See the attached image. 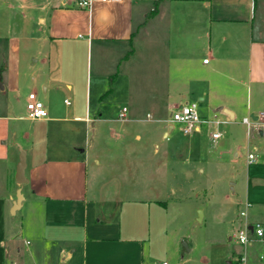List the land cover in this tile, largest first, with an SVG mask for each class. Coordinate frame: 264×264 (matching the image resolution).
I'll return each mask as SVG.
<instances>
[{
  "label": "crops",
  "instance_id": "0c3cea01",
  "mask_svg": "<svg viewBox=\"0 0 264 264\" xmlns=\"http://www.w3.org/2000/svg\"><path fill=\"white\" fill-rule=\"evenodd\" d=\"M30 1L36 16L29 19L40 34L28 58L29 92L20 96L21 62L4 67L7 85L1 87L7 93L0 114V200L11 211L18 193L22 201L11 212L18 215L17 229L3 230L0 249L13 247L5 251L8 264H154L168 219L166 202L148 194L159 182L148 179V144L158 155L172 141L176 129L165 120L189 103H183L188 94L227 124L236 118L244 87L253 84L254 99L264 100V0H106L85 9L70 0H17L18 9ZM163 26L165 37L159 38ZM148 40L167 63L156 79L148 77ZM10 94L24 109L35 94L48 117L9 114ZM107 95L119 98L114 113L103 100ZM245 98L243 119L256 122L261 113ZM12 121L25 124L11 130ZM214 132L203 127L188 136L191 148L182 151L217 146L221 137L212 140ZM256 136L261 138L259 130ZM21 149L27 182L18 185ZM169 152L159 155L167 168ZM258 153V159L264 156ZM108 156L113 168L130 176L106 180L102 172L113 169L100 163Z\"/></svg>",
  "mask_w": 264,
  "mask_h": 264
},
{
  "label": "rangeland",
  "instance_id": "374dc122",
  "mask_svg": "<svg viewBox=\"0 0 264 264\" xmlns=\"http://www.w3.org/2000/svg\"><path fill=\"white\" fill-rule=\"evenodd\" d=\"M5 1L11 3L10 9L5 8ZM25 5L24 10H19L17 0H0V114L5 112L3 104L5 93H7L1 90V87L7 85L5 66L16 63L17 68L21 62L24 69L19 70L17 79L20 96L23 97L24 94L27 96L30 89L28 82L33 71L28 68V58L35 53V38L40 34V30L37 24L29 19L33 15L36 16V11L32 7L33 2L30 1ZM164 30H166L164 26L160 27L159 38L165 37L162 32ZM166 64L164 55L157 54L154 42L148 40V77L154 79L156 75L160 77V74L166 70ZM12 75L15 80L16 71ZM253 94V84L249 85L248 90L246 87L243 88L244 100L235 109L236 118L229 122L231 125L223 123L220 120L223 116L215 115L207 102L199 103L196 95H187L183 103L186 101L197 103L200 117L220 123L215 128L221 134L217 146L208 142L201 151L184 150V152L182 151L184 148H191V139L180 134L175 128L176 131L171 134L172 141L169 143L164 141L166 144L160 147V152L171 151L169 154L171 153L172 156H169L167 168L160 161L161 153L156 155L152 152L151 143L148 144V179L159 181L153 189L148 187V194L159 195L161 201L166 202L167 209L162 208L168 219L167 235L162 244L158 245L159 254L157 259L152 260L154 264L161 262L229 264L235 263L240 256H245L249 264L250 262L259 264L258 254L261 250L259 243L242 246L231 239L242 227L245 219L254 223H259L256 220H264V208H262L264 206L261 204V201H264V156L257 158L251 164L247 158L249 153L258 155V151H264V139L256 136L257 123L253 119L249 117L252 123L249 134L241 121L244 116L245 97L250 99L252 109L255 111L261 113L264 108L262 97L254 99ZM15 96L10 94V100L12 98L14 106L11 107L9 114L13 112L14 115L26 114V108H22L17 103ZM67 100L69 103L72 102L70 98ZM103 100L114 113L118 105L113 103V100L119 102V98L107 95L103 97ZM254 100L258 102L255 106ZM171 110L173 108L167 113L169 114ZM23 124L25 123L10 122L11 130L13 128L18 130V126ZM79 139L77 137V140ZM89 140L91 141V138L88 137L87 142ZM8 145H12L11 139ZM107 145L108 151H113L115 145L112 143ZM100 164L104 168L113 169L102 172L106 180L118 179L121 174L126 178L130 176L128 171L119 172V166L116 164L113 168L114 162L109 156ZM139 166L143 168L142 165L139 164ZM138 172L142 174L141 171ZM12 182L13 179L10 177V185ZM249 201L252 204H249ZM11 212L8 203L0 200V238L7 230L17 229L18 215H12ZM241 212H245L246 217H243ZM251 214H254V217H250ZM155 217L153 213L152 218ZM4 229L7 230L3 231ZM5 242L7 243L8 240ZM183 242L188 248L185 252ZM12 249L10 244L8 248L0 249V264L10 262L11 259L5 251L9 253Z\"/></svg>",
  "mask_w": 264,
  "mask_h": 264
},
{
  "label": "built area",
  "instance_id": "2783aa9c",
  "mask_svg": "<svg viewBox=\"0 0 264 264\" xmlns=\"http://www.w3.org/2000/svg\"><path fill=\"white\" fill-rule=\"evenodd\" d=\"M78 8L85 9L88 8L92 3L105 2L106 0H70ZM204 64L208 63V59L203 60ZM66 105H70L68 101H65ZM27 119L36 121L44 120L48 117L47 110L43 102L37 99L35 94H29L28 100L26 103ZM126 110L123 109V112ZM120 118L123 119V114L120 115ZM148 118L151 119V116L148 115ZM257 128L260 133V137L264 139V111L258 116ZM165 124L177 128V130L183 136H191L195 133H199L203 127L216 128L220 123L213 121L212 119H206L200 117L198 113V104L197 103H185L181 107L175 109L170 113L168 118L165 120ZM242 124L246 126L247 134L250 133L251 121L249 117H246L242 120ZM221 137L219 132H214L211 134L212 140H217ZM248 162L253 163L257 157L253 153L248 154ZM249 206V204H247ZM243 217H246L245 212H241ZM232 239L242 246H252L253 243H259L261 250L258 254V263L264 264V224L254 223L248 224L243 223L242 227L237 231L235 235L232 236ZM158 264H167L166 262H161ZM235 264H249L245 256H240Z\"/></svg>",
  "mask_w": 264,
  "mask_h": 264
},
{
  "label": "water",
  "instance_id": "95a60500",
  "mask_svg": "<svg viewBox=\"0 0 264 264\" xmlns=\"http://www.w3.org/2000/svg\"><path fill=\"white\" fill-rule=\"evenodd\" d=\"M25 169H26V153L23 149H21L19 152V161L15 171V181L18 185H23L27 182V179L25 178ZM21 201H22V195L18 193L12 212H14L16 208L20 206ZM183 250L184 252L188 250L185 242H183Z\"/></svg>",
  "mask_w": 264,
  "mask_h": 264
},
{
  "label": "trees",
  "instance_id": "16d2710c",
  "mask_svg": "<svg viewBox=\"0 0 264 264\" xmlns=\"http://www.w3.org/2000/svg\"><path fill=\"white\" fill-rule=\"evenodd\" d=\"M230 264H235L234 262H231Z\"/></svg>",
  "mask_w": 264,
  "mask_h": 264
}]
</instances>
